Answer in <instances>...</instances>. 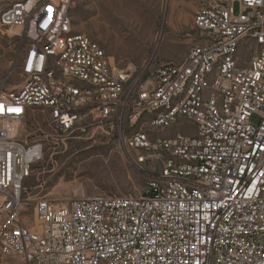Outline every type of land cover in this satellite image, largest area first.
<instances>
[{
    "label": "built area",
    "instance_id": "obj_1",
    "mask_svg": "<svg viewBox=\"0 0 264 264\" xmlns=\"http://www.w3.org/2000/svg\"><path fill=\"white\" fill-rule=\"evenodd\" d=\"M74 0H0L20 81L0 85V254L20 264H264V0H207L181 63L117 65ZM234 3L239 8L236 13ZM50 133L29 139L25 116ZM153 167L137 196L54 203L25 180L84 120Z\"/></svg>",
    "mask_w": 264,
    "mask_h": 264
},
{
    "label": "rangeland",
    "instance_id": "obj_2",
    "mask_svg": "<svg viewBox=\"0 0 264 264\" xmlns=\"http://www.w3.org/2000/svg\"><path fill=\"white\" fill-rule=\"evenodd\" d=\"M207 0H74L76 31L96 41L117 65L181 63L197 42L196 9ZM239 5L234 3L238 12ZM14 31V30H13ZM20 40L12 31L0 37V85L20 81ZM46 112L28 113L22 134L29 139L50 133ZM114 132L89 118L72 133L45 140L43 158L32 167L25 187L30 195H48L54 203L74 197L139 195L153 167L130 162ZM0 264H20L0 254Z\"/></svg>",
    "mask_w": 264,
    "mask_h": 264
},
{
    "label": "bare ground",
    "instance_id": "obj_3",
    "mask_svg": "<svg viewBox=\"0 0 264 264\" xmlns=\"http://www.w3.org/2000/svg\"><path fill=\"white\" fill-rule=\"evenodd\" d=\"M8 31H9V30H8ZM10 31H12V32H13V34H15V33H16V30H14V31H13V29H11Z\"/></svg>",
    "mask_w": 264,
    "mask_h": 264
}]
</instances>
